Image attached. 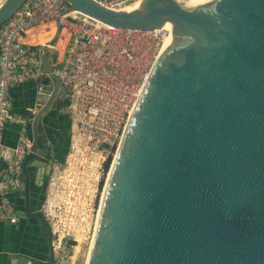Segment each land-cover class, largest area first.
I'll use <instances>...</instances> for the list:
<instances>
[{"label": "water", "instance_id": "1", "mask_svg": "<svg viewBox=\"0 0 264 264\" xmlns=\"http://www.w3.org/2000/svg\"><path fill=\"white\" fill-rule=\"evenodd\" d=\"M25 1L0 0V26ZM67 1L63 15L148 31L170 22L173 36L112 162L88 264H264V0H142L134 11ZM51 44L38 46L54 85L38 92L27 116L22 188L23 217L37 219L49 253L45 261L11 255L5 264L57 261L49 226L31 204L59 149L64 88L49 66Z\"/></svg>", "mask_w": 264, "mask_h": 264}, {"label": "built area", "instance_id": "2", "mask_svg": "<svg viewBox=\"0 0 264 264\" xmlns=\"http://www.w3.org/2000/svg\"><path fill=\"white\" fill-rule=\"evenodd\" d=\"M93 1L120 11L142 0ZM68 7L67 0H26L0 26V223L10 225L20 222L12 197L24 200L23 163L32 146L29 119L13 114L10 90L29 80L51 78L42 68L38 46L23 38L48 24L57 31L58 23L68 34L64 55L49 66L64 88L65 105L59 113L71 121L70 144L64 161L52 168L41 207L58 251L77 234H85V212H94L128 121L170 37L164 27L148 31L86 24L63 15ZM41 83L38 92L45 87ZM9 127L18 133L14 146L4 141Z\"/></svg>", "mask_w": 264, "mask_h": 264}, {"label": "crops", "instance_id": "3", "mask_svg": "<svg viewBox=\"0 0 264 264\" xmlns=\"http://www.w3.org/2000/svg\"><path fill=\"white\" fill-rule=\"evenodd\" d=\"M63 33H65V31H61L60 35L56 37L55 25L48 24L32 30L23 38V41L29 44L42 46L44 45V41L49 40L54 36V41L50 46V57L48 59L49 65L53 66L55 62H59L61 60L65 52L68 35H63ZM53 82L52 78H50L46 79L42 83L50 87L54 85ZM40 83L41 81L29 80L11 88L10 95L13 106V114L22 117L28 116L36 99V95L38 94V85ZM63 116L64 115L60 114L58 118L61 119L59 121L56 118V122L54 123L56 130L64 129V127H67L69 122L71 124V121L66 116ZM17 139L18 133L15 127H9L6 129L4 132V141L6 145L14 146L17 143ZM53 141L56 143L55 139ZM59 163L60 162L53 163L50 170H53L52 168L57 166ZM12 201L18 209L21 218L18 225L0 223V264H5L11 255L23 256L30 260H42L36 253L37 248L40 245L43 246L44 244L41 243L46 240L37 220L23 217L24 215L22 214V211L24 209V204L16 196L12 197ZM32 210L35 211V208ZM42 261H45V258Z\"/></svg>", "mask_w": 264, "mask_h": 264}, {"label": "rangeland", "instance_id": "4", "mask_svg": "<svg viewBox=\"0 0 264 264\" xmlns=\"http://www.w3.org/2000/svg\"><path fill=\"white\" fill-rule=\"evenodd\" d=\"M64 105H65V103L63 102L60 107H62ZM70 126H71V124H70ZM52 175H53V170L48 173V180H47V185L45 187L44 199L46 197L48 184L50 182V178ZM107 178H108L107 176L104 177V181L102 183L104 186L106 184ZM103 192L101 191L102 194H103ZM102 194L100 196H98L97 200L94 203V212L89 211V210L85 212L84 218H86V220L88 221V223L85 224V228H86L85 234L83 236L81 235L79 237L76 236L75 241L78 240V244L76 246L66 247L65 244L62 245V247H61L62 249L56 253V258H57L56 264H87L88 258L90 255V251H91V247H92V243H93V239H94V234H95L94 227L96 224V219L98 220L97 213H98V210L100 209ZM43 202H44V200H43ZM62 234L66 235L67 231L65 232L62 230Z\"/></svg>", "mask_w": 264, "mask_h": 264}, {"label": "flooded vegetation", "instance_id": "5", "mask_svg": "<svg viewBox=\"0 0 264 264\" xmlns=\"http://www.w3.org/2000/svg\"><path fill=\"white\" fill-rule=\"evenodd\" d=\"M57 119L59 121L61 118L60 119L57 118ZM58 131L59 132L57 133V136L55 135V138H56L55 141H56V145L59 146V149L57 151V157L54 163L62 161V159L64 158V154L67 151L69 140H70V131L67 130V127H64V129L58 130ZM34 174H35V171H34ZM36 176H37V173L36 175H34V182L37 179ZM47 180H48V173L44 177L42 186H33L32 188L31 204L32 206L36 205L35 208H37L38 210H41V207H42V205L40 206V201H41L42 195H44L43 192L45 191L44 187H45V184L47 185ZM48 253H49V250H48Z\"/></svg>", "mask_w": 264, "mask_h": 264}, {"label": "bare ground", "instance_id": "6", "mask_svg": "<svg viewBox=\"0 0 264 264\" xmlns=\"http://www.w3.org/2000/svg\"><path fill=\"white\" fill-rule=\"evenodd\" d=\"M210 1H212V0H197L196 2H210ZM141 2H142V1H138V2H136L133 6L127 7L124 11H134V10H138V9H140V8L142 7V5H143V3H141ZM176 2L179 4V0H176ZM68 15L71 16L72 18H74V19H76V20H78V21L84 22V23H86V24L96 25V24H99V23H100V22H98V21H96V20H93V19H91V18H89V17L85 16L84 14H81V13H79V12H77V11H73V12L69 13ZM79 16H80V17H79ZM81 18H82V19H81ZM164 29H165L166 31H168L170 37H168L167 40L165 41V43H164V45H163V48H162V53L164 52V50H165L167 44L169 43V41H170L171 38L173 37V36L171 35V24H170V22H168V23L165 25ZM65 34H67L66 31H65V33H63V35H65ZM54 35H55V34H54ZM67 35H68V34H67ZM53 38H54V36H53ZM53 38H50L49 40L44 41V42H43L44 45H42V46H46V45H48V44H51V42L54 41ZM51 45H52V44H51ZM51 45H50V46H51ZM50 46H49V48H50ZM111 173H112V171H111ZM111 173H109L110 175H108V178H107V180H106V184H105L104 192H103V190H102V192H103L102 197H103L104 194H105V190H106V188H107V185H108V182H109V179H110ZM100 206H101V205H100ZM100 214H101V207H100V209L98 210V213H97V218H98V220L96 219V224H95V227H94L95 232H96V230H97V226H98L97 224H98V221H99V218H100ZM79 236H81V235H80V234H77V237H79ZM94 237H95V234H94ZM93 242H94V239H93ZM76 243L78 244V240L76 241ZM92 244H93V243H92ZM57 252H58V250H56V253H57ZM87 264H88V262H87Z\"/></svg>", "mask_w": 264, "mask_h": 264}, {"label": "trees", "instance_id": "7", "mask_svg": "<svg viewBox=\"0 0 264 264\" xmlns=\"http://www.w3.org/2000/svg\"><path fill=\"white\" fill-rule=\"evenodd\" d=\"M69 127H70V122L67 124V130H69ZM64 159L65 158H63L62 159V161H64ZM111 162V160L110 161H108V164H107V167H108V165H109V163ZM45 187H46V184H45ZM45 187H44V190H45ZM45 192V191H44ZM43 192V193H44ZM44 196H45V193H44V195H42V197H41V201H40V206L42 205V203H43V200H44ZM36 207V205L35 206H32V209H34ZM37 208H35V210H36ZM40 209V208H39ZM38 210V209H37ZM41 244H44L43 246L42 245H40L38 248H37V255H38V257L40 258V259H44L45 258V260H46V258H47V256H48V246H47V243H46V241H44V242H42Z\"/></svg>", "mask_w": 264, "mask_h": 264}]
</instances>
